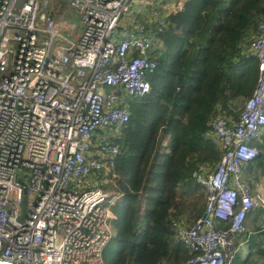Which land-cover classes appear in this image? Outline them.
I'll return each instance as SVG.
<instances>
[{"label":"built area","instance_id":"2783aa9c","mask_svg":"<svg viewBox=\"0 0 264 264\" xmlns=\"http://www.w3.org/2000/svg\"><path fill=\"white\" fill-rule=\"evenodd\" d=\"M69 2L64 13L54 0H0V264H104L118 193L84 182H111L112 138L128 98L148 90L155 37L183 0ZM241 48L256 61L251 93L236 115L217 106L207 121L221 154L192 172L203 207L171 221L192 252L184 264H230L245 214L258 209L264 223V177L244 176L264 129V18Z\"/></svg>","mask_w":264,"mask_h":264},{"label":"trees","instance_id":"16d2710c","mask_svg":"<svg viewBox=\"0 0 264 264\" xmlns=\"http://www.w3.org/2000/svg\"><path fill=\"white\" fill-rule=\"evenodd\" d=\"M175 6L155 37L149 88L128 98V120L112 138L118 151L110 179L118 197L110 206L104 264L186 262L192 252L174 240L171 221L191 222L199 214L204 190L192 172L212 169L221 154L203 131L217 106L234 115L228 107L254 85L255 58L241 47L264 18V0H183ZM252 143L258 154L244 173L256 178L264 175V133Z\"/></svg>","mask_w":264,"mask_h":264},{"label":"crops","instance_id":"0c3cea01","mask_svg":"<svg viewBox=\"0 0 264 264\" xmlns=\"http://www.w3.org/2000/svg\"><path fill=\"white\" fill-rule=\"evenodd\" d=\"M154 1L158 2L160 0ZM178 4L180 5V3ZM166 5L168 8H171L170 5H172V2L166 3ZM234 115H236L235 112ZM263 133L264 129L261 135ZM254 140H260V138ZM244 176L251 185L255 181L264 177V175H261L254 178L246 172L244 173ZM110 187H112V185ZM234 249L230 264H264V223L260 221L258 209H252L245 214L243 228L236 234L234 239ZM187 250L189 249L187 248Z\"/></svg>","mask_w":264,"mask_h":264},{"label":"rangeland","instance_id":"374dc122","mask_svg":"<svg viewBox=\"0 0 264 264\" xmlns=\"http://www.w3.org/2000/svg\"><path fill=\"white\" fill-rule=\"evenodd\" d=\"M162 1L163 2H168L169 1L168 3H171V2H176V1H179V0H167V1L162 0ZM54 2L60 3L62 5V9H63V12L64 13H70L69 10H68L69 9V3H70L69 0H54ZM105 90H108V88H106ZM243 100H244V97H237V99H235L234 103L233 104H230V106L228 108L230 110L235 109V113H237L238 110H239V108L242 105ZM252 140H254V139H251L250 142H252ZM103 180H104V176H100V177H97V178H95V177H88V179L84 182V186L83 187H85L86 185H88V186H94V185H107V184H111L110 181L107 183V182H103ZM202 200L204 201V199H202ZM186 222L189 223L188 220H186Z\"/></svg>","mask_w":264,"mask_h":264},{"label":"water","instance_id":"95a60500","mask_svg":"<svg viewBox=\"0 0 264 264\" xmlns=\"http://www.w3.org/2000/svg\"><path fill=\"white\" fill-rule=\"evenodd\" d=\"M62 29H63L64 31H66V32H69V31H70V29H69L68 26H63Z\"/></svg>","mask_w":264,"mask_h":264}]
</instances>
